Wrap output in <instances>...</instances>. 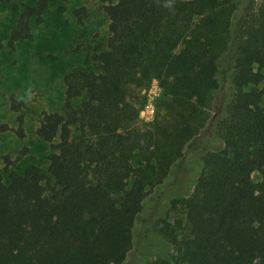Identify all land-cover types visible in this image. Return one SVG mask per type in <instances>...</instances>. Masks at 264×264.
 <instances>
[{"label": "trees", "instance_id": "16d2710c", "mask_svg": "<svg viewBox=\"0 0 264 264\" xmlns=\"http://www.w3.org/2000/svg\"><path fill=\"white\" fill-rule=\"evenodd\" d=\"M49 1L21 17L11 46L32 39L29 19L41 23ZM101 2L110 37L93 53L100 71L69 73L62 111L45 113L36 131L50 145L47 172L35 164L9 172L4 158L0 264H124L150 192L204 134L214 145L202 174L191 195L173 200L187 227L160 221L165 248L149 242L150 264H264V0L239 27L236 0ZM228 73L232 96L211 119ZM154 80L162 95L153 123L142 125V91ZM18 123L25 139L22 116Z\"/></svg>", "mask_w": 264, "mask_h": 264}, {"label": "rangeland", "instance_id": "374dc122", "mask_svg": "<svg viewBox=\"0 0 264 264\" xmlns=\"http://www.w3.org/2000/svg\"><path fill=\"white\" fill-rule=\"evenodd\" d=\"M262 1L236 0L235 27H239L243 16L256 12ZM38 3L39 0H0V169L5 170L4 158L9 157L14 163L9 172L15 170L21 174L32 164L47 172L50 145L36 135L40 121L45 113L62 111L66 100L65 78L69 73L100 71L93 60V53L98 49L106 50L110 37V22L101 0H50L41 23L34 17L29 19L32 39L11 46L12 31L17 28L21 17L30 8L37 7ZM83 8L85 11L76 15ZM235 55L234 48L225 54L222 62L224 70L231 69ZM219 82L211 119L218 115L222 104L229 101L233 92L230 73L219 76ZM142 95L147 99L146 105L152 103L156 116V104L162 95L159 82L154 80L148 89L142 91ZM13 101L21 104L18 111L12 110ZM21 116L25 139H19L15 133ZM153 121L146 122L141 118L142 125L152 124ZM211 138L204 134L189 144L167 180L150 192L136 220L134 247L124 264H150L154 261L156 257L147 251L149 242L154 244L153 249L164 250L160 243L165 239L158 233L160 221L187 227L184 209L181 206L176 208L173 200L193 193L202 174L204 154L211 151L214 145ZM26 149L29 152L22 155ZM253 179L261 182L263 176L255 173ZM166 248L164 253L169 252L168 244Z\"/></svg>", "mask_w": 264, "mask_h": 264}, {"label": "built area", "instance_id": "2783aa9c", "mask_svg": "<svg viewBox=\"0 0 264 264\" xmlns=\"http://www.w3.org/2000/svg\"><path fill=\"white\" fill-rule=\"evenodd\" d=\"M142 119H144L146 122H152L155 117V108L152 105L151 102H149L146 106L145 109L141 112Z\"/></svg>", "mask_w": 264, "mask_h": 264}]
</instances>
